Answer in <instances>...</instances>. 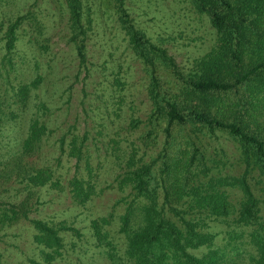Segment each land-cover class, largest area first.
<instances>
[{
  "label": "trees",
  "instance_id": "1",
  "mask_svg": "<svg viewBox=\"0 0 264 264\" xmlns=\"http://www.w3.org/2000/svg\"><path fill=\"white\" fill-rule=\"evenodd\" d=\"M189 1L207 16L215 38L196 59L189 76H182L166 47L134 24L125 0H107L148 74L150 129L142 138L151 142L159 129L164 138L161 148L148 159H136L132 146L114 176L116 188L122 192L118 201L123 202V208L116 229L122 246L109 235L106 224L110 215L90 218L89 230L96 245L103 246L106 256L115 262L121 257L134 264H264L261 201L246 179L252 166L264 176V132L252 122L264 115V0ZM62 3L67 11L69 39L82 63L87 29L83 19L90 7L83 0ZM24 17L18 14L9 20L1 34L0 136L4 137L2 129L9 125L8 120L17 123L26 117V122L9 140L10 148L5 149L7 143L0 138L4 148L0 152V185L6 182L0 186V228L25 219L33 228L32 240L40 246L44 262H49L61 254L67 234L79 236L82 232L65 219L29 216L34 202H38L37 191L40 187L66 191L73 202L84 204L99 191L95 179L98 172L85 132L70 130L73 125L62 131L52 124L47 102L37 92L42 81L38 71L27 79L1 76L12 64L17 29ZM86 20L88 24L89 17ZM160 64L173 73L174 88L159 76ZM229 110L234 113L232 118L225 115ZM187 124L193 132L220 129L228 133L238 143L245 163L242 173H214L215 160L206 162L189 133L183 131ZM53 149L67 158L74 157L72 173L65 175L44 162L47 151ZM233 188L240 191L235 202L230 197ZM219 222L224 228L219 229Z\"/></svg>",
  "mask_w": 264,
  "mask_h": 264
},
{
  "label": "rangeland",
  "instance_id": "2",
  "mask_svg": "<svg viewBox=\"0 0 264 264\" xmlns=\"http://www.w3.org/2000/svg\"><path fill=\"white\" fill-rule=\"evenodd\" d=\"M83 3L90 8L89 15L84 14L83 19L87 27L85 58L79 63L74 43L69 39L67 11L62 0H0V58L4 52L1 34L6 23L18 14H25L17 29L12 64L6 66L3 72L6 75L1 76L27 79L35 71L39 72L42 81L37 92L51 111L52 124H55L51 126L63 131L73 125L70 130L78 134L85 132L95 172H98L95 179L99 189L84 204H77L66 191L40 187L38 202H34L29 216L65 219L79 227L82 234H67L61 254L44 262L40 246L32 240L33 228L20 218L0 228V264H29L30 259L42 264H134L121 257L118 262L110 260L104 247L96 245L89 230V219L101 214L112 216L106 227L112 241L122 246L121 234L116 230L117 216L123 208V202L118 201L122 192L116 188L114 176L121 170L132 146L136 159H148L161 148L164 134L159 129L151 142L142 138L150 129L148 74L132 52L110 4L107 0H83ZM125 3L134 24L152 41L165 46L182 76H189L195 69L196 59L210 48L215 38V29L207 16L198 12L189 0H125ZM158 74L165 84L175 87L173 73L162 64L158 65ZM225 115L232 118L234 113L229 110ZM240 116H244L242 110ZM25 118L17 123L7 121L9 125L2 129L5 135L0 136L7 143H4L5 149L10 148L9 140L18 129L25 126ZM252 122L264 132V115ZM190 127L187 124L183 131L189 133L208 164L212 163L209 158L215 160L214 173H242L245 163L240 158L238 143L228 133L220 129L193 132ZM3 150L0 143V152ZM43 159L65 175L75 169L74 157L58 154L57 149L47 151ZM246 179L261 201L260 212L264 216V176L252 166ZM5 184L3 181L0 186ZM239 194L233 188L230 197L235 202ZM220 228H224L221 222ZM220 236L222 233H219V243ZM118 246L117 254L121 255Z\"/></svg>",
  "mask_w": 264,
  "mask_h": 264
}]
</instances>
